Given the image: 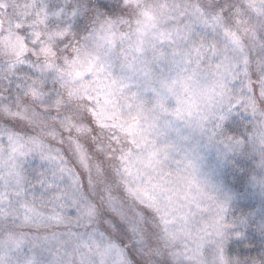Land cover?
Instances as JSON below:
<instances>
[{
	"label": "rangeland",
	"instance_id": "obj_1",
	"mask_svg": "<svg viewBox=\"0 0 264 264\" xmlns=\"http://www.w3.org/2000/svg\"><path fill=\"white\" fill-rule=\"evenodd\" d=\"M105 2L119 11L104 12L98 0L81 9L42 7L43 24L31 25L29 41L50 51L51 61L28 58L6 71L33 81L30 99L47 117L59 112L73 122L91 120L104 141L95 146L89 139L96 162L89 180L51 126L40 129L0 111V264H192L198 246L209 261L216 253L221 176L228 180L251 165L241 146L224 160L226 137L230 130L236 136L264 128V0ZM0 13L7 19L0 31L21 28V15L4 6ZM94 101L102 106L96 112ZM139 119L149 134L122 187L115 180L124 177L116 168L122 145L115 133ZM254 191L260 202L259 188ZM107 192H115L112 213L103 203ZM117 193L135 199L132 211L144 222L143 208L167 206L175 216L167 235L183 251L169 245L170 258L159 256L160 239L151 253L138 243L127 246ZM249 243L233 237L238 261Z\"/></svg>",
	"mask_w": 264,
	"mask_h": 264
},
{
	"label": "trees",
	"instance_id": "obj_2",
	"mask_svg": "<svg viewBox=\"0 0 264 264\" xmlns=\"http://www.w3.org/2000/svg\"><path fill=\"white\" fill-rule=\"evenodd\" d=\"M88 1L90 0H0V9L3 6L8 7L10 15H21L18 16L19 18L17 20V23L20 24L19 26L21 28H15L7 33H4L3 30L0 31V111L6 116L16 118L40 129L45 126H51L53 128V134L66 140L70 148L71 156L74 160V165L78 166L83 172H85L88 179L91 180L96 173V162L91 153L89 139L93 140L95 146L102 143L104 139L100 134L101 128L91 120L86 121L82 119L80 122L67 120V116L64 113L56 112L52 117H47L51 115L50 112L45 114L44 111L35 106V103L32 102L33 100L30 99L34 96L30 92L31 89H34L32 86L33 81L18 73L6 72L12 65V69H14V64L28 58H32L33 63L36 64L47 63L46 65H48L51 61V59L48 58V52L50 51L42 53V51L40 52V49L38 50L39 47L32 43V40L29 41L30 38H33L31 25L43 24L41 14L44 13L40 11L42 7L52 8L53 6L62 4L64 5L63 9L65 10H73L76 7L81 9L82 7L80 4ZM92 1L95 0H91V2ZM210 1L220 2L218 3L219 6L225 5V3L228 2V0ZM126 2L132 3L134 0H126ZM31 5L35 6L38 10L32 9L30 11ZM21 13H23L24 16H22L23 14ZM35 13L37 16H35ZM3 17L4 16L0 13V22L1 20L2 22L7 21L6 17L5 19H2ZM45 26L46 25L42 27ZM45 30L47 31V29ZM254 30H257L258 33L257 28ZM51 37L52 35L50 33L49 39ZM53 45L55 46V44ZM53 45H51V47H53ZM55 53L57 54L56 50ZM37 89L39 90L38 87ZM92 104L94 105L95 112L96 109L102 108L97 101H94ZM53 118H56L57 122L53 123ZM149 130V125L139 119L131 125H124L117 129L115 133L114 140L122 145L121 152L117 158L116 168L119 175L124 176L122 178L117 176L115 177V180H117L122 187L127 184L123 179L125 178L127 180V176H132L131 173L138 168L141 161V154L145 149V141L149 134ZM83 132L85 133L84 136L87 135L86 137L83 136ZM96 152L100 154L97 149ZM69 164L72 165L71 163ZM111 177L114 178L112 175ZM115 192H117V189ZM115 192L105 193L103 199L104 205L110 212L112 211L111 201ZM81 193L83 194L82 191ZM119 194L120 193H117L114 199L118 203L117 212H119L122 223L124 224V231L128 237L130 236L127 238V236L124 235V240H126L127 246H131L132 242H134V244L138 243L140 247H146L147 253H151L154 250V247L152 249V246H158V241L160 239V242L164 243L166 251L164 252L163 247L162 250L158 252L159 256L170 258L169 255L171 256V254L174 253L173 250H169L170 246L175 247L178 253L183 251L182 244H175L172 240L173 238L167 235V224L170 219L175 217L167 206L162 205L160 207L159 205H152L143 208L142 211L144 216L146 214L145 217H147V219H145L146 222H144V219H139L137 214L132 211V209L136 207L135 199H125L124 196L119 197ZM84 199L86 200L85 197ZM48 226V228L51 227V225ZM56 226L58 227L59 225ZM9 228L13 230V232H16V230L19 233L22 232L20 227L9 226L8 224L6 229ZM59 228L61 229V226ZM151 244L152 246H150ZM122 248L125 250L124 247ZM244 251L245 248L242 252ZM168 262L170 261L166 260L164 264H167Z\"/></svg>",
	"mask_w": 264,
	"mask_h": 264
},
{
	"label": "snow or ice",
	"instance_id": "obj_3",
	"mask_svg": "<svg viewBox=\"0 0 264 264\" xmlns=\"http://www.w3.org/2000/svg\"><path fill=\"white\" fill-rule=\"evenodd\" d=\"M123 2L124 0H121V4ZM97 7L111 15L119 11L105 0H98ZM236 136L231 130L228 132L226 139L230 143L225 145L228 151L224 160L227 162L230 155H236L234 146H241V153L247 155L251 165L236 169L228 180L221 176L219 188L225 193L224 204L227 207L224 204L218 207L217 238L214 241L216 253L209 261L204 258L203 246H198L192 254V264H264V128H245L243 133L237 131ZM255 188L260 190V202L256 200ZM73 201L77 205L80 203L75 194ZM24 208L26 211H32L27 205H24ZM0 210H3V205H0ZM3 219L6 222L8 217ZM233 237H247L251 240V243L245 245V251L239 261L233 249Z\"/></svg>",
	"mask_w": 264,
	"mask_h": 264
}]
</instances>
